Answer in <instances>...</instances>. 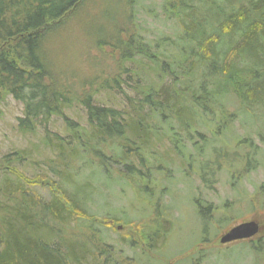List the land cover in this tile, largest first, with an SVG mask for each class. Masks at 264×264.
Masks as SVG:
<instances>
[{"label": "trees", "instance_id": "16d2710c", "mask_svg": "<svg viewBox=\"0 0 264 264\" xmlns=\"http://www.w3.org/2000/svg\"><path fill=\"white\" fill-rule=\"evenodd\" d=\"M141 1L0 0V104L20 103L17 131L40 128L54 153L48 171L29 177L13 165H32L29 149L3 155L0 264H117L88 212L102 187L135 183L138 199L153 201L173 161L208 188L221 170L238 179L255 168L252 151L236 149L244 141L229 150L225 140L233 143L226 135L236 119L264 132V0H162L159 15L140 12ZM73 18L111 50L107 66L78 82L61 80L46 58L58 45L48 48L49 36ZM160 18L174 31L150 37L146 25ZM73 105L79 120L67 116ZM56 119L62 133L50 130ZM158 148L167 161L156 158ZM256 194L264 200V183ZM156 212L151 248L167 236ZM73 223L81 224L68 229Z\"/></svg>", "mask_w": 264, "mask_h": 264}, {"label": "rangeland", "instance_id": "374dc122", "mask_svg": "<svg viewBox=\"0 0 264 264\" xmlns=\"http://www.w3.org/2000/svg\"><path fill=\"white\" fill-rule=\"evenodd\" d=\"M161 1L142 0L138 10L145 12L146 8H150L159 15ZM78 20H68L59 33H53L47 40V46L51 50L58 43L54 47L55 51L52 50L51 59L48 56L46 58L56 71L54 73L65 81L78 82L98 74V64L107 66L110 63L111 50L104 44L97 47L95 42H91L90 36L85 33L87 26ZM146 27L150 37H154L157 29L174 31L172 22H163L161 18ZM229 104L226 107L231 108L233 103ZM21 112V104L13 99L0 104V172L5 167L4 154L27 148L29 158L34 163L13 165L29 177L41 170L48 171L47 163L54 159V153L43 145L40 128L33 135H23L17 131L15 118ZM66 113L74 120H79L82 116L76 105ZM50 130L62 133L61 121L54 120L50 124ZM259 133L263 134V143L260 142ZM229 137H234L233 143L231 139H227ZM226 139L229 150L236 148V141H244V147L241 145L236 149L252 151L250 156L256 163L255 168L238 179V176L232 177L227 171L221 170L217 172L212 188H208L194 173L185 171L186 165L173 161L169 169L164 170V177H170V182L164 181L163 192L153 199H159L158 213L162 211V222L167 229L166 238L159 239L154 248L148 246L150 231L147 226L152 225V218L157 213V209L154 211L155 202L146 200L144 196H141L142 201L139 200L135 183L130 186L123 184L122 188L112 186L110 189H100L103 197L95 198L88 212L96 216V227L101 231L103 240L113 246V259L118 261L117 264H193L199 257L197 251H201L199 264H264V200L263 196L256 194L257 188L264 183V132H260L257 121L248 124L236 119ZM156 154L158 160H168L160 148ZM50 176L57 180L54 174ZM34 189L42 198L49 197L46 187ZM250 220L259 225L256 236L226 244L219 243V238L231 227ZM79 224L81 223H73L68 229L75 230V226ZM80 230L83 231L84 228ZM144 235L147 237L145 241L141 240ZM131 242L137 243V246L133 247Z\"/></svg>", "mask_w": 264, "mask_h": 264}, {"label": "water", "instance_id": "95a60500", "mask_svg": "<svg viewBox=\"0 0 264 264\" xmlns=\"http://www.w3.org/2000/svg\"><path fill=\"white\" fill-rule=\"evenodd\" d=\"M259 233V225L256 221L250 220L248 222L239 223L231 227L220 238V244H226L237 240L250 239Z\"/></svg>", "mask_w": 264, "mask_h": 264}]
</instances>
